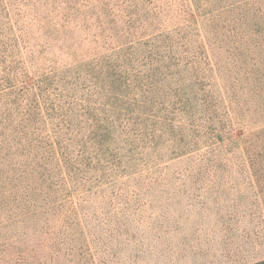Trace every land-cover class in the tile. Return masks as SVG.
I'll list each match as a JSON object with an SVG mask.
<instances>
[{"label": "rangeland", "instance_id": "374dc122", "mask_svg": "<svg viewBox=\"0 0 264 264\" xmlns=\"http://www.w3.org/2000/svg\"><path fill=\"white\" fill-rule=\"evenodd\" d=\"M264 259V0H0V264Z\"/></svg>", "mask_w": 264, "mask_h": 264}, {"label": "trees", "instance_id": "16d2710c", "mask_svg": "<svg viewBox=\"0 0 264 264\" xmlns=\"http://www.w3.org/2000/svg\"><path fill=\"white\" fill-rule=\"evenodd\" d=\"M253 264H264V259L261 260V261L255 262V263H253Z\"/></svg>", "mask_w": 264, "mask_h": 264}]
</instances>
